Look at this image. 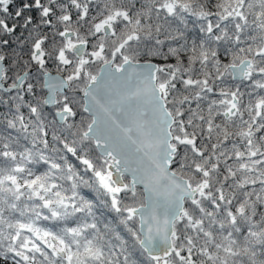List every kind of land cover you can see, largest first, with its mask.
<instances>
[{
	"label": "snow or ice",
	"instance_id": "snow-or-ice-1",
	"mask_svg": "<svg viewBox=\"0 0 264 264\" xmlns=\"http://www.w3.org/2000/svg\"><path fill=\"white\" fill-rule=\"evenodd\" d=\"M0 264H264V0H0Z\"/></svg>",
	"mask_w": 264,
	"mask_h": 264
},
{
	"label": "trees",
	"instance_id": "trees-1",
	"mask_svg": "<svg viewBox=\"0 0 264 264\" xmlns=\"http://www.w3.org/2000/svg\"><path fill=\"white\" fill-rule=\"evenodd\" d=\"M0 111H2V109H0Z\"/></svg>",
	"mask_w": 264,
	"mask_h": 264
}]
</instances>
